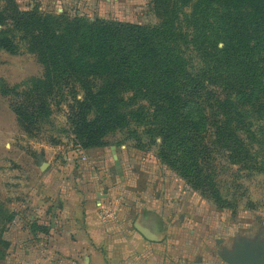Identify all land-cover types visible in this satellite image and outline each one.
Instances as JSON below:
<instances>
[{
  "label": "trees",
  "instance_id": "16d2710c",
  "mask_svg": "<svg viewBox=\"0 0 264 264\" xmlns=\"http://www.w3.org/2000/svg\"><path fill=\"white\" fill-rule=\"evenodd\" d=\"M151 5L157 22L135 25L22 12L6 0L0 51L17 54L23 43L43 72L22 91L2 87L23 129L41 132L63 99L64 132L85 149L127 133L138 146L180 147L179 160L210 136L214 144L264 137V0Z\"/></svg>",
  "mask_w": 264,
  "mask_h": 264
},
{
  "label": "rangeland",
  "instance_id": "374dc122",
  "mask_svg": "<svg viewBox=\"0 0 264 264\" xmlns=\"http://www.w3.org/2000/svg\"><path fill=\"white\" fill-rule=\"evenodd\" d=\"M13 1L20 11L43 16L157 22L152 0ZM42 73L36 55L23 43L17 54L0 51V264L48 263L43 258L50 205L58 204L64 188H83L88 173L108 174L111 181L105 189L150 190V204L166 211L168 226L193 249L194 259L227 264L222 255L235 256L242 242L256 249L264 245V137L214 144L210 136L196 144L189 158L179 160L180 147L162 151L160 139L138 146L127 133L109 135L107 145L85 149L64 132L69 126L63 99H57L60 107L51 103L54 113L43 130L30 134L10 109L2 87L20 84L22 91Z\"/></svg>",
  "mask_w": 264,
  "mask_h": 264
},
{
  "label": "crops",
  "instance_id": "0c3cea01",
  "mask_svg": "<svg viewBox=\"0 0 264 264\" xmlns=\"http://www.w3.org/2000/svg\"><path fill=\"white\" fill-rule=\"evenodd\" d=\"M110 181L105 172L88 173L83 188H64L58 204L50 205L47 264H210L194 259L193 249L174 235L166 211L150 204V190L105 189ZM109 201L119 203V213L103 224L100 206ZM139 229L150 231L157 241L146 239Z\"/></svg>",
  "mask_w": 264,
  "mask_h": 264
},
{
  "label": "water",
  "instance_id": "95a60500",
  "mask_svg": "<svg viewBox=\"0 0 264 264\" xmlns=\"http://www.w3.org/2000/svg\"><path fill=\"white\" fill-rule=\"evenodd\" d=\"M46 166L43 164L42 167ZM139 231L146 237V239L156 242V237L148 230L139 229ZM223 260L227 264H264V260L262 259L259 253H256L255 249L247 246L246 249L242 252H239L236 256H227L226 253L222 255Z\"/></svg>",
  "mask_w": 264,
  "mask_h": 264
},
{
  "label": "built area",
  "instance_id": "2783aa9c",
  "mask_svg": "<svg viewBox=\"0 0 264 264\" xmlns=\"http://www.w3.org/2000/svg\"><path fill=\"white\" fill-rule=\"evenodd\" d=\"M119 203L116 201H109L108 203H103L100 206V221L103 224H108L115 221L119 213Z\"/></svg>",
  "mask_w": 264,
  "mask_h": 264
},
{
  "label": "flooded vegetation",
  "instance_id": "af4514ba",
  "mask_svg": "<svg viewBox=\"0 0 264 264\" xmlns=\"http://www.w3.org/2000/svg\"><path fill=\"white\" fill-rule=\"evenodd\" d=\"M246 247H247V245L243 242L240 245H238L235 256L239 252L244 251L246 249ZM254 249H255L256 253H259L261 255L262 259L264 260V245L261 248H258V249L254 248Z\"/></svg>",
  "mask_w": 264,
  "mask_h": 264
}]
</instances>
